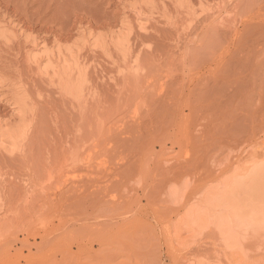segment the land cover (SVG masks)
Here are the masks:
<instances>
[{
  "label": "rangeland",
  "instance_id": "rangeland-1",
  "mask_svg": "<svg viewBox=\"0 0 264 264\" xmlns=\"http://www.w3.org/2000/svg\"><path fill=\"white\" fill-rule=\"evenodd\" d=\"M150 1L0 0V23L22 24L0 26L15 32L13 48L20 39L16 51L0 37V116L6 129L28 128L20 144L0 147V264H264V249L233 255L212 234L195 243L171 234L186 251L175 260L158 198L168 160L199 167L185 181L194 190L213 166L264 149V0ZM21 39L42 44L41 56L80 48L79 91L52 85ZM4 69L30 94L22 119Z\"/></svg>",
  "mask_w": 264,
  "mask_h": 264
},
{
  "label": "bare ground",
  "instance_id": "bare-ground-1",
  "mask_svg": "<svg viewBox=\"0 0 264 264\" xmlns=\"http://www.w3.org/2000/svg\"><path fill=\"white\" fill-rule=\"evenodd\" d=\"M152 2H151V4H152ZM157 2L158 1H156V3ZM168 2H169V0H168ZM189 2H190V0H189ZM187 3H188V1H187ZM198 3H199V1H198ZM198 3H197V5H198ZM145 4H146V2H145ZM151 4H149V5H151ZM162 6H164V2H163V5ZM149 8L151 9V6H149ZM202 8L203 9H206V7L205 8L202 7ZM10 9L12 10L13 8L10 7ZM138 9H139V7H138ZM167 9H168V7H167ZM8 10L9 9H6L5 10L4 15H6L8 17V20H9V16L10 15L8 13ZM154 10L155 9L153 8V10L150 11V12H153ZM185 10L187 11L186 4H185ZM135 11H136V9L134 10V12ZM179 11L181 13L183 10H179ZM186 11H185V14H186ZM188 11H187V13H188ZM14 12L16 13V8L14 9ZM137 12L138 11H136V13ZM144 12H146V11H144ZM148 12H149V10H148ZM199 12H200V10H199ZM130 13H131V11H130ZM136 13H135V15H136ZM139 13H141V12L139 11ZM139 13H137L138 16L140 15ZM171 14H173V13H171ZM178 14H179V12H178ZM189 14H190V12L187 15H189ZM147 15H148V13H147ZM183 15L184 14L182 13V16ZM187 15H186V17H187ZM6 16H5V19H6ZM182 16L180 15V17H182ZM162 17H163V15H162ZM177 17H179V16H177ZM193 17H194V15H193ZM193 17L190 16V20ZM3 18L4 17H2V19ZM168 18H170V16H168ZM157 19H158V17H157ZM187 19H189V17ZM17 20L20 21V19H17ZM17 20H16V22H17ZM181 20H183V18ZM194 20H195V18L192 19L191 22H193ZM11 23L14 25L13 27H14L15 32H17L16 30H20L21 31V28H20L19 25H22V24H16V23L14 24V21L13 20L11 21ZM176 23H178V22H176ZM179 23H181V22H179ZM186 23H189V21L186 22ZM6 24L0 23V26L1 27H4V28L7 27V29L8 28L11 29L12 26L10 27L9 25H12V24H9V23H6ZM185 25H187V24H184V26ZM188 25L186 26L187 29L189 28ZM141 26H142V24H141ZM177 26H179V24ZM142 27H144V25ZM183 27H181V28H183ZM190 27H191V25H190ZM186 28H185V31H186ZM195 28L196 27L193 28V31H194ZM30 30H32V29H30ZM129 30H131V29H129ZM204 30H205V28H204ZM0 31H2V29H0ZM20 31H19V33L21 34ZM13 32L10 35L7 34V32H6L7 35L5 33H0V34H2V36H0V37L1 38L3 37L6 40V42H5L6 45H4V46H6L7 48L12 49V50H15V48H16V51H19V49L17 50V48H18V46L20 48V42H18L20 39L17 41V45L18 44L19 45L16 46L15 48H13L15 46V44H13V40H11V38H13V36L15 34V32H14V34H13ZM26 32H27V30H26ZM181 34H182V32H181ZM186 34H187V32H186ZM188 34H190V33H188ZM223 34H225V33L223 32ZM120 35H122V34H120ZM225 35L228 36L227 33ZM225 35H222L223 38H224V40L226 39ZM17 36H16V38H17ZM75 37H77V36H75ZM28 39L31 40V38H28ZM100 39H101V37H100ZM120 39H121V36H120ZM36 40L38 41L37 38H36ZM36 40H34L32 42H30L29 40H28L29 41L28 42V41H26V39L22 40L23 42L24 41L26 42V46H27V42H28V46L30 45L29 43H31V45L33 44V46L30 45L31 47H33V50L32 49H29L30 51H28L27 54H26V52H24V55L26 54V56H25L26 59L25 60H28L29 62H31L38 71L43 68L44 64H46L45 66H47V67L44 68L43 73L47 75V78L49 79V81H50V83L52 85L60 86L69 95L70 94L73 95L75 91L77 93L79 90L77 89V87L75 86V84H76L77 80L79 79L80 73L83 71L82 74H84V70H85L82 67V65H81V63L79 61V52L81 54V49L79 48V51H76V49H74V47H69V48L68 47H60V46H62V45H60V46H58L59 48L57 49V51L55 50V48L54 49L51 48L52 50L49 48L50 50L48 52H46L47 50L45 51L47 53V55L44 54V52H43V54L45 56H41L40 54H38L36 52L37 51H41L39 48H40V46L42 44H39L38 42H36ZM114 40H115V38L113 39V41L112 40L111 41L114 42ZM14 43H16V41ZM45 43H43V46H46V48H47V45L48 44L45 45ZM105 43H107V42H105ZM127 43H128V39H127ZM67 44H68V42H67ZM223 44H224V47L227 46L224 42H223ZM21 45H22V43H21ZM58 45H59V43H58ZM71 45H73V44H71ZM0 46H1L0 47V50L2 51V49H3L2 47H4V46H2V45H0ZM53 47H54V45H53ZM23 48H25V47H23ZM223 48H222V51L224 53V51L226 52L227 49L225 47V49L223 50ZM21 49H20V51H21ZM3 50H5V49H3ZM26 50H28V49H26ZM23 51H24V49L22 50V52ZM91 51H92V49H91ZM3 52H2V56H3ZM104 52H105V50H104ZM6 54L7 53H5V55ZM18 55L19 54H17V56ZM22 55H21V57H22ZM24 55H23V59H24ZM9 57L11 58L10 55H9ZM85 58H87V57H85ZM6 59L9 61L8 58H5V61H7ZM0 60L2 61V59H0ZM12 60L15 63L16 60L14 61V58ZM19 61H20V58H19ZM4 62L2 63L3 64V67H4ZM10 63L11 62H8V65ZM115 63H117L116 60H115ZM12 65H14V67H16L15 65H17V63L16 64H13L12 63ZM0 66H1V64H0ZM5 67H7V64H6ZM34 67H33V69H34ZM29 68H31V67L29 66ZM46 68L47 69H52L51 73L49 71L50 74H47L46 73ZM36 69H35V71H36ZM30 70H29V73L31 74V71ZM2 71H3V69H2ZM12 71L14 72V70H12ZM35 71H33V72H35ZM19 72H21L20 69L18 70V73ZM14 73H16V71ZM3 74H6L5 73V69H4ZM7 74H6V76H7ZM27 74H28V71H27ZM6 76H4V77H6ZM34 76H36V74H34ZM37 76H38V74H37ZM4 77L1 76V78H4ZM7 77H9V76H7ZM24 77H26V75ZM80 77H81V75H80ZM13 78H16V82L13 83V81L15 79L12 80V78L10 79V77H9V81H7V79H6V81H4V84L2 82L3 85L2 84L1 85H2V88H5L7 86L10 88L9 94H10V91H11L10 97L12 96V101L14 102L13 103V106L14 105L16 106L14 108H17L18 107V109L20 110V114L21 115L23 114L21 117H19V118L22 119L24 117L25 113H26L25 110L26 111H29L28 110L29 108L27 107V104L28 103L26 101V95L27 94L26 93L24 94V91L21 88L22 86H20V84H18V81L20 80V78L17 80V78H18L17 75H16V77L13 76ZM35 79L38 80V77H36ZM82 79L84 80V78H82ZM21 80L23 81V79H21ZM43 80H47V79H43ZM30 84H31V82H30ZM80 88H82V87H80ZM3 90L5 91V89H3ZM6 92H8V91H6ZM46 92H45V95H46ZM29 95H27V96H29ZM80 95H81V93H80ZM83 95H84V93H83ZM41 98L42 97H40V99ZM62 98L64 99L63 96H62ZM62 98H61V101H62ZM6 99H7V97H6ZM78 100H79V98H78ZM32 101L34 102V100H32ZM68 101L71 102V100H68ZM9 103H11V102H9ZM29 103H31V102H29ZM83 103L84 102H82V104ZM35 107H36V105H35ZM16 110H14V111H16ZM15 114H17V113H14L13 115H15ZM4 117H6V115L3 116V118ZM10 117H12V116H10ZM15 117H17V115H15ZM0 118H1V116H0ZM30 118H31V116H30ZM4 119H6V118H4ZM17 119L18 118H16V120ZM12 120H14V119H12ZM33 120H35V119H33ZM8 122H7V120L4 121L2 118L0 120V147L3 148V150L4 149L5 150L8 149L9 148V144H11V145H13V144H15V145L20 144L21 141H24V140H22L23 136L24 137L26 136L25 135L26 133L21 129L23 127H24V129L27 128L26 125H25V123H24L25 126L19 127L18 129H6L5 126H7L9 124ZM11 123L13 124L12 121H11ZM26 123H27V121H26ZM33 124H34V122H33ZM26 137H28V136H26ZM29 138H30V135H29ZM22 144L24 145L23 142H22ZM153 145L155 146V143ZM12 148H14V147H12ZM80 149H82V148L80 147ZM23 151H24V149H23ZM63 152H65V151H63ZM69 152H67V154ZM72 152H73V150H72ZM77 152H80V151H77ZM62 154H64V153H62ZM247 154H246V156H243V157L242 156L241 157H237V159L235 161L233 159H232V161L230 159H229V161L226 159L224 162H220L219 164L213 166V168L211 169V171L210 172L208 171L209 172L208 176L205 177L203 181H201L202 184H200V186L199 187H196V189H194V190H192L193 187L190 188V190H189V187L190 186H189V184L185 183V181L187 179V176L190 174V172L191 171H196L199 168L198 166H190L187 163L186 165H179V167L176 166V167H178V168H176V167L170 166L169 162H171V161H169V160L163 163L164 175L162 176L161 184L158 187V198H159V202L162 203V205H161L162 210L159 211V217L160 218H163L166 221L165 224H166V228H167V231H168V235H166V238L165 239H167L166 242H168V244H169V247L167 245V249H168L167 251H168V253H170V255L174 254L175 260H177V258L179 256H181L182 254L184 256V254L186 253V251L184 250L185 248L183 249V251H176V249L173 247L174 242H175V239H172L170 236H171V234H177V233H180L182 235H189L190 234V239L192 240V243H195V239H197L198 237H201V236H204V235H211L212 234L210 237L213 238L214 243L217 246L218 245L223 246L226 250H229V252L231 254H233V255H241V254L244 255L246 253V251L249 250L251 247L252 248L255 247L256 249H259V248L264 249V149L261 150V151H259V152H253V153H251L249 155H247ZM20 157H24V155H22V156L20 155ZM66 158L68 159V157H66ZM73 158H74V156H73ZM211 158H214V157H211ZM67 159H65L66 162H67ZM68 160L70 161L71 159H68ZM77 163H78V161H77ZM66 166H68V165H66ZM196 175H198V174H196ZM77 206H78V208H81V209L83 208V205L82 204H78ZM182 239L184 240V238H182ZM186 242L187 241H185L183 243H186ZM21 243L22 244H24V243L25 244H29V239H23L21 241ZM29 246H30V244H29ZM159 249H160V247H159ZM161 251L162 250H160V252ZM174 256L172 255V257H174ZM171 259L174 260L173 258H171ZM172 262H175V261H172ZM179 262H180V260H179ZM187 262H192V260L190 261V260H187L186 259L182 263H187Z\"/></svg>",
  "mask_w": 264,
  "mask_h": 264
}]
</instances>
